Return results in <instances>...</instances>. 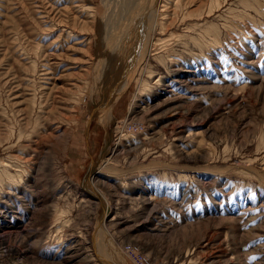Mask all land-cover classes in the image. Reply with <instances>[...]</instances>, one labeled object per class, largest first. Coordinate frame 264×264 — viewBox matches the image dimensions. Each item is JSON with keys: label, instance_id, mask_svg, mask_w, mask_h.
I'll return each instance as SVG.
<instances>
[{"label": "rangeland", "instance_id": "rangeland-1", "mask_svg": "<svg viewBox=\"0 0 264 264\" xmlns=\"http://www.w3.org/2000/svg\"><path fill=\"white\" fill-rule=\"evenodd\" d=\"M107 2L0 0V264H264V0L159 2L110 117Z\"/></svg>", "mask_w": 264, "mask_h": 264}, {"label": "bare ground", "instance_id": "bare-ground-1", "mask_svg": "<svg viewBox=\"0 0 264 264\" xmlns=\"http://www.w3.org/2000/svg\"><path fill=\"white\" fill-rule=\"evenodd\" d=\"M107 1L108 2L106 3V6H107V9L109 10V13L103 19L102 25H104L105 27L112 28L111 31H113V34L112 35L110 34V37L117 44V50H118V53H117L118 59H112L111 61V63H114V65H111V64L109 65V63L108 65L111 66V68L112 66H115V65L119 66L118 60H123V69H124L123 72L124 73L122 74V76H124L126 72V75L123 77L120 85L118 86V88L114 90L111 97L109 98L110 101L107 100L108 102L105 101L101 105V110H102L101 112H103V114L105 113L104 114L105 116L110 117L112 116L111 110H110V108L112 107V103L119 99V97L123 94L125 88L131 81L130 78H127V77H129L131 72H133V70L135 69V65L138 64V63L135 64V62H137L138 59L140 60L141 58L144 57V54L148 50L147 47L150 45L149 43L151 42L153 35L157 34V35L162 36V34L160 33V15L161 14L159 12L160 7L158 5L159 2H161L162 0L161 1L144 0L145 1L144 4H142L141 0H107ZM163 3H164L163 7H165L167 5V0H163ZM142 5H144L143 8H142ZM138 8H139V11L136 12ZM140 8L142 10H140ZM157 16H159V19H157ZM117 17H118V24L115 22ZM158 41H168V40L167 38L160 37L157 39V42ZM116 60L117 62L115 63ZM105 165H106L105 163H101L99 165L97 164L91 165L90 172H89L90 176L88 177L87 184H90L92 188L94 186L93 185L94 176L97 175V169L101 170L105 167ZM96 188H93V191H94L93 194H95L97 197H100V194H99L100 191L98 190V188L97 189ZM106 213H107V210H105V214L103 218L104 224H105V221L107 220ZM115 260L116 259L114 258V256H112V254L110 252L108 253L107 251L106 258L104 259L102 263L105 264L109 262L110 264H114L113 262Z\"/></svg>", "mask_w": 264, "mask_h": 264}, {"label": "built area", "instance_id": "built-area-1", "mask_svg": "<svg viewBox=\"0 0 264 264\" xmlns=\"http://www.w3.org/2000/svg\"><path fill=\"white\" fill-rule=\"evenodd\" d=\"M126 250L131 253L133 259L135 260V262H137V264H145L146 262H148V258L145 255L141 254L137 248L128 246Z\"/></svg>", "mask_w": 264, "mask_h": 264}, {"label": "crops", "instance_id": "crops-1", "mask_svg": "<svg viewBox=\"0 0 264 264\" xmlns=\"http://www.w3.org/2000/svg\"><path fill=\"white\" fill-rule=\"evenodd\" d=\"M100 103H101V102H100ZM97 113H98V112H97ZM90 123H91V122H90ZM90 123H89V124H90Z\"/></svg>", "mask_w": 264, "mask_h": 264}]
</instances>
